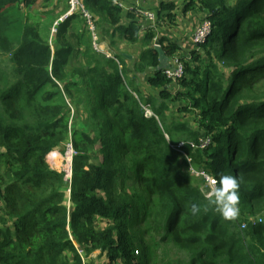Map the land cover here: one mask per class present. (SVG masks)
<instances>
[{
	"label": "trees",
	"instance_id": "trees-1",
	"mask_svg": "<svg viewBox=\"0 0 264 264\" xmlns=\"http://www.w3.org/2000/svg\"><path fill=\"white\" fill-rule=\"evenodd\" d=\"M40 1L45 7L53 2L0 0V13ZM230 1L185 0L182 15L202 13L212 31L203 45L180 57L185 74L175 82L165 70L179 58V45L159 38L170 59L160 70L156 31L141 36V18L134 11L127 14L131 23L123 25V10L113 0H86L104 34L139 46L133 73H140L159 98L131 89L127 63L95 51L86 28L69 35L72 19L60 25L54 51L37 22L24 25L17 47L0 38L12 67L0 90V200L6 204L0 264H83L76 243L88 255L107 252L110 264H264V220L251 221L264 197V96L247 95L264 81V0ZM178 9L176 1L164 0L150 10L157 13L158 27L163 22L173 28ZM80 53L88 80L75 96L86 99V131L70 128L69 108L53 103L56 93L45 97L46 104L37 99L48 85L59 89L57 82L64 85V96L75 97L78 82L70 77L80 74L71 62ZM182 98L189 105L180 113L192 110L199 118L197 130L168 123L169 104ZM142 105L154 114L146 115ZM180 135L187 137L183 151L217 187L225 174L238 179L240 219L226 220L214 206L191 213L192 204L203 206L213 197L201 189L205 179L186 170L187 159L172 147ZM203 135L210 137L209 146L192 149L190 143ZM70 140L77 152L72 211L65 174L47 160ZM99 145L101 159L94 163ZM99 217L113 224L98 229Z\"/></svg>",
	"mask_w": 264,
	"mask_h": 264
},
{
	"label": "rangeland",
	"instance_id": "rangeland-1",
	"mask_svg": "<svg viewBox=\"0 0 264 264\" xmlns=\"http://www.w3.org/2000/svg\"><path fill=\"white\" fill-rule=\"evenodd\" d=\"M172 1H176L178 3V7H179L178 13L180 15H182L180 8L183 4H185V0H172ZM236 1L237 0H231L230 4L232 5ZM51 4L48 5V7L46 9H44L45 5L41 1L38 2L37 4H35L34 6H31V7H25L23 5L22 6L20 5L18 7L2 9L1 10L2 13H0V17H2V18H0V29L2 30L0 38H4V39L8 38L9 40L11 39L13 46L17 47L18 46V39L20 37L21 30L24 28V25L28 22H31V23L37 22L40 24V27L42 30V32H41L42 36L48 41V43L51 45L52 51H54V47L56 44V38H57L58 33L55 35H52V29H53V26H54L56 20L59 19V17H61L62 14L66 10L62 11L61 13L58 11V9L54 8L52 10ZM198 13L199 12H195L196 15ZM198 16L203 18V14H200ZM81 22L82 23H79L80 27H78V28L85 30V23H84V21H81ZM97 23H99L98 20H97ZM174 28H176V27H173L171 29H174ZM185 28H189V27H185ZM101 29L104 33V29L100 28V30ZM69 30H70L68 33L69 35L73 34L75 31H78L77 27H70ZM103 36L105 39L111 40V37L109 35L104 34ZM9 43H10V41H9ZM10 45H11V43H10ZM101 45L103 47V44H101ZM101 45H100V47H101ZM111 45H112V48H116L114 44H111ZM156 46L160 47L159 44H155V47ZM103 50H104V48H103ZM140 51H139V54H140ZM8 52L9 51H8L7 47L2 46L1 41H0V90L5 88L7 85V77H6L5 73H8V75H9L10 72L12 71V67L9 64V53ZM100 55H102V54H100ZM82 58H83V60L80 61ZM111 58H113V57H111ZM138 61H139V59H138ZM85 65L87 66V63H86V59L84 58V55L82 56V53L74 55L72 62H71V69L72 70H78L80 75H78V74L74 75L73 79L70 77V81L78 82V85L74 86L72 89V95L74 94L73 96H75V93H76L75 90L76 89L81 90L82 87L84 86V82H86V80H88L86 72H85V68H86ZM120 67H122V66H120ZM229 71H230L229 69H224L225 73H228ZM11 77H13L12 74H11ZM141 78H142V75L139 73V74L127 79L128 84L130 85L131 89H134V90H135V88L140 89V86L138 85V83L139 84L145 83V81H144V83L142 82ZM57 83L60 85V87H59L60 90L53 85H48L47 87H45L44 89L41 90L37 99L41 103L46 104L47 102L44 100L45 97H47L50 94L56 93V96L53 99V103L59 104V105H64V106H67L69 108L70 128L72 130L78 129L80 131H83V130L86 131V129H88V125L86 124V120H87V118H89V116H88L89 113H87L88 107L86 104V99L81 97V96H75L73 98L68 97V96L67 97L64 96L63 93L61 92V89L63 90L64 85L61 84L60 82H57ZM58 91L60 92V94ZM155 93H157L156 90H155ZM144 94L148 95V96L152 95V94H147L145 90H144ZM247 95L251 96V97H262V96H264V81L257 88H255L253 91L248 92ZM154 97L159 98L160 96L158 94V95H155ZM141 99H142V97H141ZM169 105H170V111L167 112V115L169 117L168 123H170V121L176 122V123H179V122L180 123H186L192 129H194V130L196 129V127L198 126V119H199L197 117V115L194 116V112L192 110H190L188 112V115L184 114V113H180V110H182L184 108L183 106L189 105V100L182 98L181 100H179L178 103H172ZM142 106H144V108L146 110V112H145L146 115L151 116L154 114L152 107L150 109L149 106H146V105H142ZM147 110H149L150 112H148ZM203 137H204V135H203ZM185 139H187V137L185 135H180V136H178L177 140L179 142H181V141H185ZM99 147H100V145L93 152L94 163L96 162V160L98 162H100V159H101ZM54 153H56V154L53 155ZM76 155H77V152L74 149H73V152H71V140H70V141L64 143L62 146H60V148L58 150H55L50 155V157L47 159L51 169L56 170L60 173L63 172L65 174V181H66L65 186L66 187L63 189H64V192L66 193V195H68L66 205L70 209V211H72V208H71V205L69 202L70 201L69 197L71 194L70 187H71L72 180L69 181V179H70L69 177H73V171H72L73 159ZM182 160H183V158H182ZM186 165H185L186 170L187 169L189 170L188 163H186ZM194 168L196 170H198V169L202 170V168H199V167L197 168V167H195V165H194ZM193 176L196 179L202 178V177H197L195 175H193ZM6 182L9 183V182H11V180L8 179ZM216 187H217V184H216ZM215 188H213L206 181V179H205V182H202V184H201V189L203 190L204 194L207 197L212 196V192L214 191ZM5 205H6L5 202L0 200V227L2 225H4V224H2L1 219L3 216H5V213H4V211L6 210ZM237 218L240 219L241 214H239V216ZM260 220H264V197H262L259 200L257 213L255 214V216H253L251 218V221H253V222H258ZM112 224H113V222L99 217V218H97L96 227L98 229H106L107 227H109ZM8 225L12 226V220L9 221ZM139 228H142L141 223L139 224ZM242 229H243V227H242ZM243 230H245V229H243ZM76 249H77V252L82 259V262H84V264H110V260H109L107 252L97 250V251L92 252L90 255H88L84 249V246H80L77 243H76ZM68 257L72 258L73 256L71 253H69Z\"/></svg>",
	"mask_w": 264,
	"mask_h": 264
},
{
	"label": "crops",
	"instance_id": "crops-1",
	"mask_svg": "<svg viewBox=\"0 0 264 264\" xmlns=\"http://www.w3.org/2000/svg\"><path fill=\"white\" fill-rule=\"evenodd\" d=\"M121 1L125 3V6L128 7L129 9H133L135 7L157 9L159 3L164 0H121ZM67 6H68V0H53L51 4V9L52 10L54 8L58 9V11L61 13L64 10V8L67 9ZM46 8L47 7L44 6V9ZM130 12L132 11L130 10L123 11V20H122L123 25L128 26L131 23L130 18L127 16V14ZM200 14L202 13L199 12L197 15L195 13H190V14H187L186 16L179 15L177 17L178 26L174 29L168 28V26H166V24L162 22L161 26L155 30L158 34V38L156 39L154 44H158L159 38L165 36L170 41L176 43L180 47V50H181L180 54L176 55L175 57L183 58L184 56H187L188 53L194 49V44L192 42L193 32L195 28L203 21L202 17L198 16ZM137 19L139 20L140 25L146 24V20L139 19V18ZM97 20L98 22H100L98 18ZM81 21L82 20L80 18H74L69 22V27H77L78 31H75L73 34L82 33L84 31V29L78 28L80 27L79 23H82ZM99 27H102V26H98V28ZM185 27H189V28H185ZM69 31L70 30H68V33ZM99 32H100L99 42H100V45L103 44V47L101 45V52L103 53L102 55H106V57L115 56L121 59L122 61L126 62L128 71H130L129 73L130 76L131 77L135 76L136 74H134L133 71L139 59V51H140L139 46L131 45L127 41H123L120 38H114L113 40L105 39L103 36L104 33L102 32V29L100 30L99 28ZM143 35L145 34H141V36ZM111 44H114L116 48H112ZM82 60L83 58L80 61ZM141 80L144 83L143 77L141 78ZM140 84L138 83V85L140 86V89L143 91L145 90L147 94H152L154 96L159 94L158 92L155 93V90L152 87L148 86L146 82L144 84H141V85Z\"/></svg>",
	"mask_w": 264,
	"mask_h": 264
},
{
	"label": "built area",
	"instance_id": "built-area-1",
	"mask_svg": "<svg viewBox=\"0 0 264 264\" xmlns=\"http://www.w3.org/2000/svg\"><path fill=\"white\" fill-rule=\"evenodd\" d=\"M114 4L120 7L123 11L130 10L134 11L137 16H139L141 19L146 20V24L140 25V33L146 34L150 31H155L158 28V17L157 13L155 11H152L147 8H141V7H135L133 9H129L125 6V3H123L121 0H113ZM67 10L62 14L59 19L56 20L53 29H52V35H55L58 33L59 27L61 24L74 19V18H80L85 23L86 30L89 31L91 38H92V44L94 47V50L103 54L101 52L100 42H99V28L97 25V17L89 10L86 4V0H68V6ZM212 31V23L209 20H203L194 30L192 35V42L195 46H201L206 41L208 36L210 35ZM165 74L168 79H171L173 81H178L179 79L184 77V65L181 61V58H175L174 59V65L173 67L166 69ZM150 112L149 110H147ZM211 140L210 137L202 136L200 138L199 143L191 142V148L194 150L200 149L204 150L206 149ZM185 146V142L182 141L178 145H172L173 148L180 151L184 157L187 159L189 172L192 175H195L197 177L205 178L206 181L213 187H216L217 183H213V180L216 181V179L211 177L207 172L203 170H196L193 165L192 157H190L188 154H186L183 151V147ZM71 152H73V147L71 146ZM246 228V225L243 226V229ZM76 246V244H75ZM84 264V262H83Z\"/></svg>",
	"mask_w": 264,
	"mask_h": 264
},
{
	"label": "clouds",
	"instance_id": "clouds-1",
	"mask_svg": "<svg viewBox=\"0 0 264 264\" xmlns=\"http://www.w3.org/2000/svg\"><path fill=\"white\" fill-rule=\"evenodd\" d=\"M213 183L217 181L213 180ZM219 186L212 192V199L206 205L192 204L191 213L196 215L200 213L201 208L207 212L210 206L226 220H234L239 216V181L231 175L225 174L218 181Z\"/></svg>",
	"mask_w": 264,
	"mask_h": 264
},
{
	"label": "water",
	"instance_id": "water-1",
	"mask_svg": "<svg viewBox=\"0 0 264 264\" xmlns=\"http://www.w3.org/2000/svg\"><path fill=\"white\" fill-rule=\"evenodd\" d=\"M156 49H157V51L159 52V55H160V64H161L160 70H164L170 65V61L165 56L163 50L160 47L156 46ZM69 178H70L69 181H71L72 177H69Z\"/></svg>",
	"mask_w": 264,
	"mask_h": 264
},
{
	"label": "bare ground",
	"instance_id": "bare-ground-1",
	"mask_svg": "<svg viewBox=\"0 0 264 264\" xmlns=\"http://www.w3.org/2000/svg\"><path fill=\"white\" fill-rule=\"evenodd\" d=\"M55 154H56V153H55ZM55 154H54V155H55ZM56 159H57V158H56ZM53 160H54V159H53ZM51 161H52V160H51ZM55 161H56V160H55Z\"/></svg>",
	"mask_w": 264,
	"mask_h": 264
}]
</instances>
